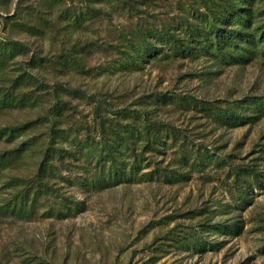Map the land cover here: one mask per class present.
Returning a JSON list of instances; mask_svg holds the SVG:
<instances>
[{
    "label": "rangeland",
    "instance_id": "374dc122",
    "mask_svg": "<svg viewBox=\"0 0 264 264\" xmlns=\"http://www.w3.org/2000/svg\"><path fill=\"white\" fill-rule=\"evenodd\" d=\"M242 1L0 0V96L8 100L0 107V127L37 121L39 138L28 156L1 165L0 264H264V107H258L264 58L221 68L207 57L183 60L165 52L174 44L209 45L212 38L200 36L201 29L214 15L225 16L222 8L231 4L240 5L241 14L247 6ZM205 4L212 12L196 14ZM251 9L263 23L264 0H252ZM16 12L13 28L7 19ZM152 47L158 54L140 60L137 50ZM27 71L45 85L26 80ZM166 94L220 107L167 106ZM157 97L163 102L154 105ZM59 98L71 109L56 115ZM227 109L238 110L232 120ZM120 115L137 116L121 120L138 129L142 116L174 129L162 152L145 154L140 176L132 177L139 181L152 172L144 182L117 179L92 148L103 122ZM54 120L67 142L88 148L69 159V168L57 164L55 186L16 210L9 205L16 195L11 181L35 171ZM15 147L0 144V152ZM205 149L214 160L182 166L186 152L195 157L200 151L201 157ZM238 166L257 174L236 178Z\"/></svg>",
    "mask_w": 264,
    "mask_h": 264
},
{
    "label": "trees",
    "instance_id": "16d2710c",
    "mask_svg": "<svg viewBox=\"0 0 264 264\" xmlns=\"http://www.w3.org/2000/svg\"><path fill=\"white\" fill-rule=\"evenodd\" d=\"M242 2L246 3L247 6L243 8L241 14L239 13L240 5L236 3L231 4L227 9L222 8L225 16L218 17L217 15H214L213 19H211L207 26L201 29L200 36L207 34L206 37L212 38L209 45L189 44L185 46L174 44L166 47L165 52H170L172 55L176 54V57L183 60L197 56L207 57L210 62L215 64V66L221 68H244L249 66L255 60L254 58H258L259 56L264 58V21L263 23H256L257 19H255L251 9L252 0H243ZM202 9L212 12L211 8L205 4L204 6L202 5V7L195 9L196 14ZM217 13L220 14V11ZM17 17V12L13 16H9L7 19V25L9 26V24H12L13 28L17 27ZM203 17L205 19L207 18L206 15ZM191 37L196 38L197 36L192 34ZM13 46L23 47L24 45L16 42ZM137 54L139 55L140 60L144 61L145 57L154 58V56L158 54V50L153 47L145 48V50L143 49L142 51L138 49ZM32 60L35 61V58ZM140 64L141 63H133L132 67L140 70ZM63 66L66 67V65ZM23 75L26 80L33 82L39 87L45 85L38 77L33 76L28 71ZM62 92L69 93L66 90ZM162 96L169 98V102L167 100L163 103L167 106L174 104V102H178L180 107H194L195 109L198 107H220L218 105L220 102L198 100L192 96H181L178 101L167 94ZM7 101L8 100L5 97L0 96V107H6ZM155 102L154 105H159V103L163 101L157 97L155 98ZM57 103L56 108H58V111H56V115H59L65 108L71 109L70 103L63 101L60 98L57 100ZM222 104H224V107H245L244 102H233L232 104L222 102ZM258 107H264L263 100H261ZM209 109L210 108H206V114L208 115ZM236 113H238V110L227 109L226 112H224L228 120H232L231 116H235ZM96 115L101 121L104 120L99 107L96 108ZM45 117L54 119L55 115H50L47 112ZM121 117L125 120L138 118L134 115H120L118 117L119 121H111L108 124H105L104 121L101 125V140L97 143H93L92 148H94L93 150L96 153L98 152L101 155V158L104 159V168H106V165H109L108 169L112 170V175L113 171H116L115 176L117 179L124 180L125 183L144 182L146 180L145 178L153 175L152 172L143 173L139 181H133L134 179L132 177L135 175L138 176L142 172V165L146 161L145 154L150 153L152 155L154 153L162 152V149H159L160 146H165L167 144L165 140L173 138L174 129L170 125L164 124L158 120L145 121V119H142L143 116L138 119L140 120L139 124H141V127L138 129L130 124H124ZM37 124V121H31L18 126L0 127V144L8 146L16 145L12 150H4L0 152V175L3 173L1 165L5 164L6 160L28 156L31 150H34L39 142V138L36 135V130H38ZM47 131L46 136L48 139H46L43 147L40 145L41 152L39 158H41V160L35 166V171L28 176L18 175L11 181V188H14L16 195L12 196V201L9 205L15 207L16 210L18 206L24 207L26 204L33 203L36 200V194L41 192V190H48L51 189L52 186H55L53 180L56 177L55 174H58L60 171L57 164L65 167L68 164L67 162H69V159L72 158L76 160L78 154L83 156L85 150L88 148L86 145L82 146V142L76 144L75 139L67 142L65 137L66 132L60 131L59 127L55 124V120L49 124ZM21 139L22 141H19ZM58 139H62L64 143L56 145ZM162 140L164 141L162 142ZM66 144L70 145L68 148H63ZM129 152L131 153V156L133 154L132 157H126V154ZM199 152L200 151L196 152L197 156L195 157H191V155H188L186 152V155H183L184 162H182V166H184V168L186 166L196 167L201 166L203 162L207 163L211 162V159L214 160L213 153L206 152V149L204 155L201 157H198ZM87 154L88 153H86V155ZM122 157H124V160H130V158H133L130 160L132 161L131 164H125ZM149 159H152V157ZM217 159L218 155L217 158L215 157V160ZM119 161H121L120 164ZM69 166L70 165L68 164L67 167L69 168ZM128 169L129 174L126 175ZM234 173L236 178H239L244 177L245 175L251 176L257 174V170L249 167L240 168V166H238ZM161 174H164L163 178H167L165 170ZM126 176H129V178ZM231 232L236 233L237 231L234 230Z\"/></svg>",
    "mask_w": 264,
    "mask_h": 264
}]
</instances>
